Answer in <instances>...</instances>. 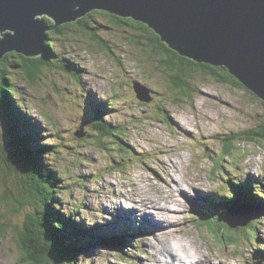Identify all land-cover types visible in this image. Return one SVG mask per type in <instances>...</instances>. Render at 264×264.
Returning <instances> with one entry per match:
<instances>
[{
	"label": "rangeland",
	"instance_id": "1",
	"mask_svg": "<svg viewBox=\"0 0 264 264\" xmlns=\"http://www.w3.org/2000/svg\"><path fill=\"white\" fill-rule=\"evenodd\" d=\"M89 23L113 52L77 29L74 43L54 40L55 52L47 55L57 64L53 70L38 73L32 85L15 68L10 79L19 92L13 100L25 102L24 112L32 118L29 129L48 144V151L56 145L43 157L56 184L54 213L72 216L87 229L97 226L98 238L116 234L119 225L129 231L125 258L102 239L86 244L77 264H172L180 259L178 253L196 254L182 258L187 264L195 257L203 260L193 264L207 259L214 260L210 264H264V141L238 139L227 155L223 141L264 118L262 100L248 88L201 75L191 78L190 95H181L159 58L148 56L152 44L147 33L126 32L106 14L95 13ZM96 110L121 133L105 141L106 148L96 141L91 120ZM7 126L0 121L1 145L7 144ZM0 164L2 179L6 162L1 157ZM236 181L259 193L251 206L232 203ZM7 185H0V197L8 187L18 191ZM226 204L231 209L220 210ZM5 205L0 199V224L7 226L0 235V264H23L13 227L24 226L27 211L10 212ZM214 211L226 212L221 221L230 231L220 235L202 224L199 217ZM246 220L257 225L233 234ZM72 230L67 226L65 232ZM139 248L143 254H137ZM167 251L169 258H161Z\"/></svg>",
	"mask_w": 264,
	"mask_h": 264
},
{
	"label": "trees",
	"instance_id": "2",
	"mask_svg": "<svg viewBox=\"0 0 264 264\" xmlns=\"http://www.w3.org/2000/svg\"><path fill=\"white\" fill-rule=\"evenodd\" d=\"M95 13L110 16L112 23L114 22L116 25L121 26L126 32L134 28L147 33L152 44L148 48V56L151 59L159 58L160 67L164 72L169 73L171 87L173 90L179 89L178 93L181 95H186L190 90L192 91L193 87L190 81L196 75L214 77L221 83L246 88L225 66H213L209 63L196 62L182 56L179 52L164 43L161 36L146 23L132 17L119 16L109 10L103 9L93 10L77 21L67 22L61 24L56 29L49 30L45 43L46 50L42 56L29 58L15 51L8 53L0 60V121L8 122L7 144H0V157L1 160L3 158L6 162V166L1 167L5 180L3 178L0 179V185L7 187L9 182L10 186L16 188L18 191L15 192L9 187L8 190L3 189L4 191L0 199L6 204L5 206L10 212L19 213L24 210L27 211L24 226L20 227L16 225L13 227L17 247L19 248L20 260L23 264H77L75 258L79 252L85 249L86 244L90 246L95 245L97 242L102 241V239L104 240V245L115 246L120 251L117 254L123 257L127 254V251L124 249L126 245L124 242L126 241V236L129 234L128 229H124L119 225L118 228H115L116 234H105L103 235L104 238H98L95 231L97 226L92 228L90 225L92 229H87L82 227V225L78 226L72 216L64 219L61 212H58L59 214L57 215L54 213V207L51 203L57 192L54 188L56 184L53 185L55 183L53 174L45 168L43 157L46 156V153L55 150L56 145L51 144L50 147L53 149L52 151L51 149L48 151V144L42 143L41 139H39V134H34L32 133L33 130L29 129V126L32 125L31 116L24 112L25 102L13 100L19 92L16 89V83L10 80L14 75L11 73L14 68L21 70L20 73L31 85L36 82L38 73H42L45 70H53L52 68L57 66V64L54 60L49 59L47 55L55 52L56 46L54 40L58 39L60 42L66 43L70 41L74 43L73 36L77 29L85 34L90 33L92 39L98 43L97 47L102 46V48L113 52L105 38L100 33L94 32L98 30L89 23ZM45 19L50 25L54 24L51 18L45 17ZM84 37L86 36L84 35ZM126 42L130 41L126 39ZM88 47V49L94 48L91 45H88ZM12 58H16V60ZM69 65L68 62V64L65 63L62 66L68 68ZM257 97L260 98L259 96ZM262 104L264 105L263 100ZM91 120H93L96 141L102 148H106L105 141L108 139H118L121 134L118 132V125H113L107 121L105 115L98 110L93 112V119ZM87 138L85 137L84 139ZM238 139L243 142L264 141V118L255 127L236 133V136L229 135L225 137L223 140L226 146L225 155L231 154ZM116 149L120 150V147ZM7 177L11 180L8 181ZM56 179L58 178L56 177ZM228 182L227 184L230 186V182ZM236 187L237 193L233 196L234 203L241 201L239 204L250 205L258 200L259 193L248 187L245 182H236ZM248 189L250 190L249 192ZM226 207L229 208V204ZM23 208L25 209L22 210ZM225 214V212H213L211 215L205 214L201 216L200 221L203 225H209L214 233L221 235L225 231H230L227 223L221 221ZM255 225H257L256 221L249 222L247 227L246 225H241L234 230L233 234H243L248 228L253 229ZM67 226L73 229L71 234L65 232ZM6 227L0 224V235L6 230ZM108 232L110 231L106 233ZM134 244L137 247H141L137 241ZM136 251L137 254L144 253L140 248Z\"/></svg>",
	"mask_w": 264,
	"mask_h": 264
},
{
	"label": "water",
	"instance_id": "3",
	"mask_svg": "<svg viewBox=\"0 0 264 264\" xmlns=\"http://www.w3.org/2000/svg\"><path fill=\"white\" fill-rule=\"evenodd\" d=\"M97 9L146 23L182 56L225 66L264 101V0H0V60L42 56L49 30Z\"/></svg>",
	"mask_w": 264,
	"mask_h": 264
},
{
	"label": "bare ground",
	"instance_id": "4",
	"mask_svg": "<svg viewBox=\"0 0 264 264\" xmlns=\"http://www.w3.org/2000/svg\"><path fill=\"white\" fill-rule=\"evenodd\" d=\"M182 188V187H181ZM185 188V187H184ZM193 191V190H192ZM191 192V191H190ZM196 195V194H195ZM179 198V197H178ZM176 200H177V198H176ZM182 200V199H181ZM180 200V201H181ZM229 201V200H228ZM152 202V201H151ZM159 202V201H158ZM241 201H239V203H240ZM174 203V202H173ZM184 203V202H183ZM182 203V204H183ZM243 203V202H242ZM135 205V204H134ZM150 205V204H149ZM230 205H232V204H230ZM131 206V205H130ZM146 206V205H145ZM168 206H170L169 204H168ZM248 206H251V205H248ZM138 207V206H137ZM144 207V206H143ZM142 207V208H143ZM245 207H246V205H245ZM255 207V206H254ZM176 209H177V207H175ZM238 209V208H237ZM128 210V212H134L132 209H127ZM207 210V209H206ZM233 210V209H232ZM225 212V211H224ZM140 214V213H139ZM162 215V217H163V219H165V216H166V214L164 213V214H161ZM154 219V221L156 222L155 223V225L157 224V218L155 217V218H153ZM162 220V219H161ZM157 226V225H156ZM178 229V228H177ZM179 230V229H178ZM162 233V232H161ZM168 245V244H167ZM197 245V244H196ZM243 245V244H242ZM201 248H202V246H201ZM243 250H245V249H243ZM216 251V250H215ZM169 252H171V251H169ZM169 252L167 251V252H163V253H161L160 255H162L161 256V258H165L164 256H166V258H169V256H170V254H169ZM213 252V251H212ZM245 252V251H244ZM219 254V253H218ZM247 254V253H246ZM179 257H180V259H178V260H175V263H176V261H179L180 262V264H181V260H182V258H184V259H188V258H192V256L193 255H196V254H192V253H188V254H182L181 255V253L179 254H177ZM214 255V254H213ZM159 256V255H158ZM215 256V255H214ZM218 256V255H217ZM205 257V256H204ZM206 257H207V255H206ZM219 257V256H218ZM217 257V258H218ZM223 257V256H222ZM221 257V258H222ZM226 257V256H225ZM200 258V257H199ZM198 257H195L194 259H190L189 261H188V264H193L194 262H196V261H200V259H199ZM203 258V257H202ZM230 259V258H229ZM203 260V259H202ZM201 260V261H202ZM218 260V259H217ZM228 260V259H227ZM226 260V261H227ZM159 261V260H158ZM183 261V260H182ZM200 261V262H201ZM212 261H214V260H209V259H207L206 260V264H210V263H212ZM221 261V260H220ZM231 261V260H230ZM163 262V261H162ZM166 262V261H165ZM174 262V261H173ZM199 262V263H200ZM223 262V261H222ZM225 262V261H224ZM198 263V262H197ZM157 264V263H156ZM172 264H174V263H172ZM183 264H187L186 263V261H183ZM200 264H202V263H200Z\"/></svg>",
	"mask_w": 264,
	"mask_h": 264
},
{
	"label": "clouds",
	"instance_id": "5",
	"mask_svg": "<svg viewBox=\"0 0 264 264\" xmlns=\"http://www.w3.org/2000/svg\"><path fill=\"white\" fill-rule=\"evenodd\" d=\"M182 255V254H181Z\"/></svg>",
	"mask_w": 264,
	"mask_h": 264
}]
</instances>
